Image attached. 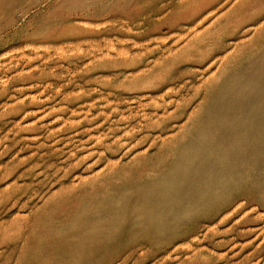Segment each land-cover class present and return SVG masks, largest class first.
<instances>
[{
    "label": "rangeland",
    "instance_id": "rangeland-1",
    "mask_svg": "<svg viewBox=\"0 0 264 264\" xmlns=\"http://www.w3.org/2000/svg\"><path fill=\"white\" fill-rule=\"evenodd\" d=\"M201 1L0 0V264H264V32Z\"/></svg>",
    "mask_w": 264,
    "mask_h": 264
},
{
    "label": "bare ground",
    "instance_id": "bare-ground-1",
    "mask_svg": "<svg viewBox=\"0 0 264 264\" xmlns=\"http://www.w3.org/2000/svg\"><path fill=\"white\" fill-rule=\"evenodd\" d=\"M209 1L211 2L209 3ZM216 1L218 0H208V1L202 0L197 5H195L193 8L189 10H185L184 13L185 15L192 13L193 14V18H191L192 20L204 19L205 14L208 13V10H209V9L206 10L205 8L211 3L216 2ZM211 12L210 14L214 13V12L212 13ZM185 22H188V21L185 20ZM252 29H255L256 32H264V0H242L240 3V7L234 8L232 9V11L229 10L225 15L219 17L215 23L209 26L208 28L209 32L204 33L206 37H201L204 40V42L207 43L208 47L211 46L210 50L209 48L208 50L205 49L204 52H202L201 54L202 55L208 54L209 56L207 58L209 60L215 59L217 57V54H216V51H214V47L219 48L220 45H222V43H219V40H220V37L223 36L224 34L230 33V32H226L227 30H233L232 33L237 32L236 35L239 36L243 32H252ZM197 56L198 54L195 57ZM161 78H162V75H161ZM153 90H156V87ZM260 251L261 252L263 251V247L260 248ZM187 264H196V263L192 261Z\"/></svg>",
    "mask_w": 264,
    "mask_h": 264
}]
</instances>
